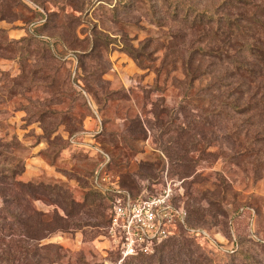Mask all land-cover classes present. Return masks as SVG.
<instances>
[{"label":"rangeland","instance_id":"obj_1","mask_svg":"<svg viewBox=\"0 0 264 264\" xmlns=\"http://www.w3.org/2000/svg\"><path fill=\"white\" fill-rule=\"evenodd\" d=\"M200 12L224 31L231 20L236 50L264 46V0H0V187L20 202L14 211L30 207L55 229L35 242L41 264L149 258L121 263L108 237L112 197L92 184L100 151L133 196L171 183L178 202L206 214L191 224L212 240L182 234L199 254L225 264L234 244L236 256L264 244V112L233 111L226 87L239 84L238 104L255 107L264 80L228 78L215 54L226 44ZM43 184L76 204L67 210ZM161 257L186 261L160 250L153 264Z\"/></svg>","mask_w":264,"mask_h":264},{"label":"trees","instance_id":"obj_2","mask_svg":"<svg viewBox=\"0 0 264 264\" xmlns=\"http://www.w3.org/2000/svg\"><path fill=\"white\" fill-rule=\"evenodd\" d=\"M181 8L185 9V7H180L179 5L177 6L176 11ZM197 17H203L200 19V21L203 22L204 20H206V24L213 27L214 31L216 32V36L220 37L221 43L226 44L223 48L218 49L215 54L231 69L228 78H232L234 80L238 78H247L250 82H253L254 79L257 78L264 80V46L260 44L259 40L250 39L253 41L243 44L239 50H236L234 45H231L233 42V33L231 34L229 32L233 31L235 26H232L230 19L229 22L226 23L228 31H224L223 23L214 15L200 12L197 13L196 20H198ZM226 47L229 49H226ZM240 58H243L244 60L248 59L256 61L259 69H255L249 64L244 63V61H242ZM226 87L229 88L227 105L233 111L239 112L243 109L248 112L254 110L264 112V88L259 89L258 94H261V99L257 102V106H249L246 108V106L241 107V105L238 104L241 101L242 97H244L242 95L243 91L239 88V84L236 85L235 83H229L226 85ZM254 97H257V93H254L251 98ZM3 171L7 170H0V175L1 173L5 174L3 173ZM17 175V172H14V170L11 171V176L9 178L11 179V181H13V183L16 182ZM118 180L120 186L123 187L120 178H118ZM17 183V185L23 189L29 190L32 188L31 184H23L21 182ZM1 184L2 183H0V185ZM41 187H43L44 189H49L48 184H43ZM49 190H51V192L57 193V199L59 201L61 200V204L63 205V207L65 206L67 210L68 208H73V206L76 204L75 200L72 199V196L66 193V191H64L61 186H54V188L50 187ZM4 193L5 192L0 187V199L3 200L4 205H6L7 202H11V206L7 204L6 206L0 208V264H41L37 259L38 256L36 253V250L39 249V245H37L35 242L40 241L55 229L51 226V224H47L43 214L32 210L30 207L23 209V211H14V209L12 208V204L16 202L17 198L15 197L10 199L6 195H4ZM16 204L20 205V202H16ZM185 207L189 213V228H195L191 224V219L194 216L195 221H205L206 214L202 213L201 210L191 208L190 206L188 207L187 205H185ZM182 234L199 236L190 233L185 228H180L176 235L160 245L153 255L139 256L134 258L149 257L141 264H153L154 261L151 258H153L155 254L162 250V255H164L168 251H171L174 255H178V257L184 255L186 257V261L184 264H219L216 262V260L210 259L209 257L205 256L204 253L199 254L196 250H194L192 242L186 240ZM177 237H181L182 240H178ZM175 248L178 249V252L175 251ZM238 252L239 244L236 243L234 244L232 251L226 252L227 256L230 259L225 264H260L257 258H259L260 256L264 257V244L258 245L256 250H253L251 252L243 251L241 252V254L236 256L235 254H237ZM161 261L162 257L159 264H162Z\"/></svg>","mask_w":264,"mask_h":264},{"label":"built area","instance_id":"obj_3","mask_svg":"<svg viewBox=\"0 0 264 264\" xmlns=\"http://www.w3.org/2000/svg\"><path fill=\"white\" fill-rule=\"evenodd\" d=\"M103 163L92 177L94 187L112 197L108 237L121 255V263L129 258L151 256L157 248L176 235L180 228L212 240L208 231L189 228V213L177 201L171 183L156 195L135 197L120 186L110 171L111 159L104 152Z\"/></svg>","mask_w":264,"mask_h":264}]
</instances>
